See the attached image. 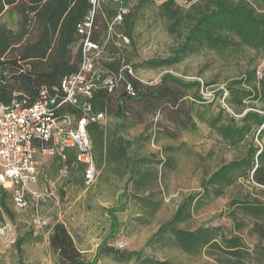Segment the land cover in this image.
Returning <instances> with one entry per match:
<instances>
[{
    "label": "rangeland",
    "instance_id": "obj_1",
    "mask_svg": "<svg viewBox=\"0 0 264 264\" xmlns=\"http://www.w3.org/2000/svg\"><path fill=\"white\" fill-rule=\"evenodd\" d=\"M125 1L133 12L131 41L125 46H117L112 41L103 55H115L121 62L135 66L138 75L146 81L145 85H157L166 72L185 80L201 77L203 86L200 92L205 98L215 101L213 109L217 111L219 103L225 106L219 91L225 88L228 81L242 75L250 62L254 60L252 66L257 65L259 77L264 75V55L247 46H237L236 53L227 59L213 50L204 49L172 66L141 65L149 59L170 56L186 31L184 28L176 33L170 31L169 20L160 13V3L141 6L140 0ZM105 5L112 9L118 7L114 0H101L98 9L104 10ZM103 19L99 16L100 30H103ZM17 20L10 10L0 16L1 24L15 29ZM117 32L127 34L126 24L119 25ZM206 82L215 83L207 86ZM245 108H250L249 103ZM125 109L127 120L118 125V134L131 142L128 157L122 162L105 159L102 164L97 157L99 175L91 186L77 182L74 173L78 174V170H74L75 167H69L64 174L57 157L38 155L41 181L37 188L41 192L48 189L51 193L39 205L38 213L49 219L50 225L41 232L34 231V201L31 207L21 210L14 206L9 193L6 202L12 215L5 208L0 209V223L11 227L9 236H0V264H61L49 240L56 223L67 227L89 264H144L142 258L145 256L167 259L173 264H212L214 260L205 252L187 253L172 245L168 237L162 241L152 239L158 228L190 197H193L191 217L180 224L182 228L193 230L222 226L225 232L238 233L243 237L252 252L253 264L264 262V240L251 231L253 220L238 208V220H245L248 224L238 232L231 217L235 209L231 204L233 199H259L264 202V186L240 179L227 187L223 195L207 196L202 184L222 164L243 155L249 141L239 148L230 147L202 121H198L195 130L182 129L170 120L168 110L160 109L147 114L146 104L140 99H127ZM118 122H122L121 119L107 115L101 125L110 136L115 137ZM259 141L255 136L254 142L259 144ZM137 168L139 172L135 171ZM148 170L152 171V175L145 177ZM134 172L138 174L134 175ZM2 188L0 186V197ZM111 208H118L114 214L119 226L112 236L114 219L109 211ZM19 237L25 239L20 247L16 243ZM105 240L108 247L136 254L130 259L99 257V249Z\"/></svg>",
    "mask_w": 264,
    "mask_h": 264
},
{
    "label": "trees",
    "instance_id": "obj_2",
    "mask_svg": "<svg viewBox=\"0 0 264 264\" xmlns=\"http://www.w3.org/2000/svg\"><path fill=\"white\" fill-rule=\"evenodd\" d=\"M154 2L140 0L139 4L143 6ZM92 8L91 0H0V16L10 10L18 19L16 29L0 23V100L10 103L16 97L25 100L27 105L33 104L42 98L44 89L51 90L61 83L64 76L75 73L82 60L81 48H76L80 41L77 27ZM159 9L161 15L169 20L172 33L183 28L186 32L170 56L149 59L141 65L172 66L204 49L213 50L227 59L236 53L237 46H247L264 55V0H195L188 8L180 6L175 0H166L159 5ZM116 13L117 9L106 5L104 10L96 9V25L98 26L99 16L104 19L103 30L98 26L94 39H98L102 31L103 35L106 33L108 23ZM132 16L133 12L130 11L124 19L128 36H132ZM253 61L242 75L228 81L218 93L233 113L221 103L218 110L214 111L215 101L201 94L200 80H185L166 72L160 83L147 86L139 79L136 67L133 66L139 77L122 73L123 79L114 92L101 89L96 92L92 101L95 111L122 121L116 124L115 137L110 136L101 124H89L95 158L98 157L102 164L105 159L109 162H122L128 157V145L131 142L118 134V125H123L127 120L125 102L134 98L146 104L147 114L156 113L160 109L168 110L170 120L182 129L192 131L197 129L198 121L205 122L230 147L239 148L249 141L243 155L222 164L203 180L207 196L223 195L227 187L240 179L252 180L253 183L264 186V75L258 76L257 65L252 66ZM122 64L120 58L104 62L114 73L120 71ZM127 81L132 83L134 94L129 92ZM212 83L215 82H206L205 85ZM247 103L250 108H245ZM170 133L173 136V132ZM255 136L262 146L254 142ZM67 153L69 167L78 170V174L74 173L75 179L84 185L83 166L73 165L75 155L71 151ZM136 170L139 172L138 168ZM138 172H134V175ZM151 173V170L146 171L145 177L152 175ZM8 196L9 192L2 188L1 208L12 215L6 202ZM192 201L193 197H190L180 204L152 239L162 241L168 237L172 245L187 253L205 252L214 260L212 264H253L252 252L238 233L225 232L222 226L193 230L180 226L191 217ZM231 204L235 206L231 217L236 231L239 232L248 225L245 220H238L239 208L253 220L251 231L258 233L259 239L264 240V202L259 199H233ZM116 210L118 208L109 209L114 219L111 236L119 227L114 214ZM49 240L51 249L61 264H89L63 223L53 226ZM24 241V238L19 237L16 243L20 247ZM106 241L99 249V257L106 255L130 259L136 254L108 247ZM138 255L142 256L140 253ZM142 261L144 264H173L167 259H154L150 256H145Z\"/></svg>",
    "mask_w": 264,
    "mask_h": 264
},
{
    "label": "built area",
    "instance_id": "obj_3",
    "mask_svg": "<svg viewBox=\"0 0 264 264\" xmlns=\"http://www.w3.org/2000/svg\"><path fill=\"white\" fill-rule=\"evenodd\" d=\"M91 1L92 10L77 27L80 41L76 48L80 47L82 51L78 70L64 76L61 83L51 90L44 89L42 98L33 104L27 105L25 100L16 97L10 103L0 100V186L9 191L18 209H27L34 201L36 214L32 229L36 232L50 225L49 219L38 213V208L51 196L48 189L41 192L37 188L41 181L38 155L57 157L62 164L61 172L65 174L69 169L67 152H73V165L83 166L84 183L91 186L99 175V169L89 124H102L107 119L106 113L93 108L95 94L101 89L114 92L123 79L122 73L139 77L130 63L124 62L118 73L111 72L104 65L105 61L116 59L112 54L103 55L112 41L117 46L128 45L131 41L127 34L117 32V27L124 23L130 12L126 1L114 0L118 5L117 13L108 23L106 33L98 39H94L98 28L95 13L101 0ZM154 1L161 4L166 0ZM175 1L188 8L195 0ZM139 79L146 82L141 77ZM197 79L203 82L201 77ZM127 88L134 94L130 81H127ZM226 94L225 91L224 96ZM259 145L262 146L260 141ZM10 229L9 224L0 223V236H9Z\"/></svg>",
    "mask_w": 264,
    "mask_h": 264
}]
</instances>
